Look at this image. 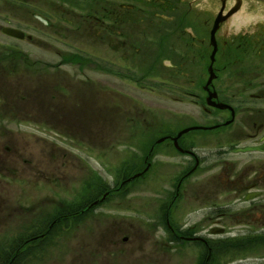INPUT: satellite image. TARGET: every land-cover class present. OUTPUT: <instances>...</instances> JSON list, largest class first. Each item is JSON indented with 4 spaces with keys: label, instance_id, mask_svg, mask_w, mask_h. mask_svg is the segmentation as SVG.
Returning a JSON list of instances; mask_svg holds the SVG:
<instances>
[{
    "label": "rangeland",
    "instance_id": "374dc122",
    "mask_svg": "<svg viewBox=\"0 0 264 264\" xmlns=\"http://www.w3.org/2000/svg\"><path fill=\"white\" fill-rule=\"evenodd\" d=\"M245 1L253 13L264 6V0ZM5 5L8 11L0 15V201L7 204L0 202V225L13 193L23 200V190L31 187L30 206L47 199L69 202L95 174L103 182L94 195L102 197L100 190L120 185L123 177L117 183L115 174L123 161L139 156L137 143L157 147L165 135L178 133L177 145L185 135L202 138L200 153L213 151L211 132L189 129L215 121L196 113L201 107L185 95L192 91L186 61L189 46L195 44L190 39L200 46L204 30L214 26L221 8L218 0H16L13 9ZM124 19L123 31L115 28L116 21ZM248 19L231 23L228 34L253 29L255 17ZM257 20H264V15H257ZM5 21L28 37L4 35ZM214 62L212 54L210 68ZM154 63L163 65L160 73H169L173 86L170 78L155 79ZM140 71L147 74L144 79ZM159 148L161 171L152 170L139 179L146 167L139 160L138 168L128 173L132 181L121 197L64 229L62 264H198L200 251L194 245L181 251L167 244L168 228L158 224L157 207L168 199L163 191L186 162L174 151L163 156L169 151L166 144ZM225 159L233 161L235 156H211L208 171L199 173L193 183L198 186L195 182L201 179L211 188ZM248 161L245 156L241 164ZM194 206L191 199L183 200L171 215V224L206 226V212H196ZM214 222L209 221L207 231ZM227 223L232 235L242 232V223L234 216L223 224ZM252 252L222 264H264V245H256Z\"/></svg>",
    "mask_w": 264,
    "mask_h": 264
},
{
    "label": "flooded vegetation",
    "instance_id": "af4514ba",
    "mask_svg": "<svg viewBox=\"0 0 264 264\" xmlns=\"http://www.w3.org/2000/svg\"><path fill=\"white\" fill-rule=\"evenodd\" d=\"M218 1L221 8L214 19L216 21L220 18L215 36V62L210 68L211 56L215 49L212 43L213 26L211 30H204L205 36L200 41V46H194L197 40L190 39L195 44L189 46V53L187 52L186 75L190 78L192 91L185 92L194 105L201 107L196 113H202L204 119L211 118L215 121L213 125L194 126L200 128L194 133L203 132L205 128L212 131L215 141H209V144H215V148L209 153H200L198 148L202 138L186 139L185 135L178 139L177 145L175 139L178 133H175L165 135V141L157 143L158 148L155 145L151 147V143L146 141L137 143L141 147L139 156L132 158L135 162L140 160L141 165L146 166L139 173L142 174L139 179L152 170L153 174L156 170L161 171V145L166 144V150H169L168 153H163V156H172L170 153L174 151L186 159V162L179 165L181 169L172 178L169 189L165 188L163 191L168 193V199L157 207L158 224L168 228L170 236L166 239L167 244L179 246V250L194 245L200 251V254H197L198 264H222L224 260L235 259L239 253L252 255L256 245H264V20H254L253 29H241L228 34L229 21L233 17L228 11L237 6L227 10L229 0ZM240 1L241 4L238 5L235 0L238 8L234 16L241 12L244 0ZM3 2L12 9L16 4V0H0V15L8 11ZM7 15L12 19L10 14ZM125 16L127 17V14ZM208 22H205L207 26ZM5 23L8 25L1 29L4 35L5 28H12L9 26L10 21ZM116 24L115 28L123 31L126 20H118ZM195 60L197 62H194ZM170 63L171 68L176 69V66ZM153 65L152 72L157 73L155 79L170 78V85L173 86L171 75L160 73L159 69L163 65ZM139 73L143 77L145 71ZM222 105L228 108H221ZM228 155H234L235 160L225 159L227 163L218 175L219 180L212 184L211 188L207 181L201 182V179L194 181L199 183L198 186L193 183L192 180L199 173L208 171L211 156L220 158ZM245 156L249 161L241 164ZM216 164L218 165L219 161ZM131 181L125 174L117 188L109 186L106 192L105 189L100 190L102 197H98L94 194L102 183L94 176L93 180L87 179L83 182L80 191L73 192L71 201L47 199L34 207L30 206L32 187L30 190H23V200L21 197L16 198V193H13L10 197L13 200L12 205L5 207L9 213L0 225V264H47L56 261L57 264H62L64 239L60 235L64 229L72 228L97 208L108 204L114 197H121V192ZM85 184L89 188L85 189ZM189 184H193L194 188L190 189ZM1 198L0 193V200ZM190 199L195 204L194 211L206 212V226L203 223L201 228L198 225L189 228L173 226L171 215L180 208L183 200ZM232 216L237 223H242V232L239 234L232 235L228 223L223 224ZM211 219L215 222L207 231ZM204 231L206 233H203ZM128 240L129 238H126L124 242L127 243ZM50 258L54 260H49Z\"/></svg>",
    "mask_w": 264,
    "mask_h": 264
},
{
    "label": "water",
    "instance_id": "95a60500",
    "mask_svg": "<svg viewBox=\"0 0 264 264\" xmlns=\"http://www.w3.org/2000/svg\"><path fill=\"white\" fill-rule=\"evenodd\" d=\"M240 1V0H238ZM231 3H235V0H229L228 1V4H227V10L229 8H232V5ZM231 10V9H230ZM257 15H264V6H258L257 10L255 13L251 12V11H248L247 10V1L244 0L243 2V5L241 7V13L238 14L237 16H235L234 18H232L230 21H229V25H228V29H227V32H231V23L233 24H239L245 20L249 21L248 17H255V21L257 20ZM219 18L218 20L216 21V24H215V27H214V30H213V33H212V41H215L214 39V36H215V32L216 30L218 29V26H219ZM250 22V21H249ZM4 32L11 36V37H14V38H17V39H25V33H23L22 31H19V30H13V29H5ZM214 46L216 47V44L215 42H213ZM215 53L216 51L214 52L213 54V61H214V57H215ZM212 82V79L210 80L209 84ZM226 108V106H224ZM223 107V108H224ZM181 135V134H180Z\"/></svg>",
    "mask_w": 264,
    "mask_h": 264
},
{
    "label": "bare ground",
    "instance_id": "6f19581e",
    "mask_svg": "<svg viewBox=\"0 0 264 264\" xmlns=\"http://www.w3.org/2000/svg\"><path fill=\"white\" fill-rule=\"evenodd\" d=\"M237 1V3H238V5L239 4H241V1H238V0H236ZM238 5H234V6H237V7H234V8H232L231 10H229L228 11V13H229V15L230 16H233L234 17V15H235V10L238 8ZM241 13V12H240ZM238 15V14H237ZM216 51V47H215V49H214V51H213V54H214V52ZM215 56H216V53H215ZM210 130H211V128H210ZM203 132H205V133H212V131H209V129H207V128H205V130L203 131Z\"/></svg>",
    "mask_w": 264,
    "mask_h": 264
},
{
    "label": "trees",
    "instance_id": "16d2710c",
    "mask_svg": "<svg viewBox=\"0 0 264 264\" xmlns=\"http://www.w3.org/2000/svg\"><path fill=\"white\" fill-rule=\"evenodd\" d=\"M100 1H101V0H100ZM103 1H104V0H103ZM100 4H101V3H100ZM101 5H102V4H101ZM182 22H183L182 24H184V21H182ZM81 60H83V59H80V61H81ZM77 61H79V60H77V59H69V62H72V63H73V62H77ZM128 175H129V174H128ZM128 175H127V176H128Z\"/></svg>",
    "mask_w": 264,
    "mask_h": 264
}]
</instances>
